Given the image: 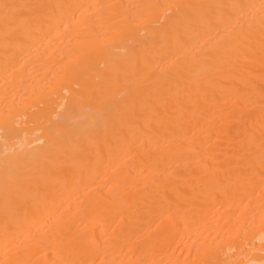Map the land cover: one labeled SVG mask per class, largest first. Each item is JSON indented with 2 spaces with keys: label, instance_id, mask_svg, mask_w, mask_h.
Listing matches in <instances>:
<instances>
[{
  "label": "bare ground",
  "instance_id": "1",
  "mask_svg": "<svg viewBox=\"0 0 264 264\" xmlns=\"http://www.w3.org/2000/svg\"><path fill=\"white\" fill-rule=\"evenodd\" d=\"M0 264H264V0H0Z\"/></svg>",
  "mask_w": 264,
  "mask_h": 264
}]
</instances>
